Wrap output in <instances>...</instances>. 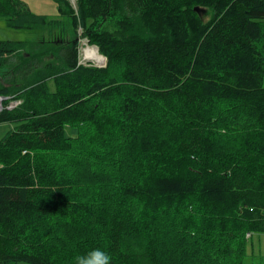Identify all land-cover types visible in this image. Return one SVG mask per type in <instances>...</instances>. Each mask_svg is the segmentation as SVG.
<instances>
[{
	"label": "trees",
	"instance_id": "1",
	"mask_svg": "<svg viewBox=\"0 0 264 264\" xmlns=\"http://www.w3.org/2000/svg\"><path fill=\"white\" fill-rule=\"evenodd\" d=\"M53 1L56 18L0 0V19L70 25L106 63H79L76 38L0 40V70L17 58L22 77L0 81L21 99L0 112V264L96 247L111 264H244L264 234V0Z\"/></svg>",
	"mask_w": 264,
	"mask_h": 264
},
{
	"label": "rangeland",
	"instance_id": "2",
	"mask_svg": "<svg viewBox=\"0 0 264 264\" xmlns=\"http://www.w3.org/2000/svg\"><path fill=\"white\" fill-rule=\"evenodd\" d=\"M22 1H24L25 4L34 13L44 14L49 18L58 17L56 4L53 0H22ZM69 2L75 7V0H69ZM201 16L203 17L204 20H206L209 18V12L206 13L205 10H202ZM79 33L80 30H78L77 34L73 33L70 25L67 26L66 34L64 36L60 34L59 30H55L54 32H49L46 30L28 31L23 29H14L8 27L5 24V21L3 19H0V40L17 41V40L29 39L31 40L30 44H35V42H37L38 44H45V42H48V44L56 43L59 45L60 43L71 42L76 38L78 41L79 63L83 62L91 65L102 66L105 62L104 56H103V60L99 62H95L94 60L86 58L83 52L85 48H87L88 46H94L98 49V51L99 48L95 44L89 43L86 38L85 39L80 38ZM39 41H44V42H39ZM50 59L51 58H49V60ZM10 62L12 63L11 66L9 65L0 70V81L4 84H9L12 83L13 81L16 82L18 80L22 81L21 75L14 68L19 63L17 62V58H12ZM3 134H4L3 131H0V137ZM247 252L248 253L244 264H264V234H252L250 239H248Z\"/></svg>",
	"mask_w": 264,
	"mask_h": 264
},
{
	"label": "clouds",
	"instance_id": "3",
	"mask_svg": "<svg viewBox=\"0 0 264 264\" xmlns=\"http://www.w3.org/2000/svg\"><path fill=\"white\" fill-rule=\"evenodd\" d=\"M74 264H111V256L103 248L96 247L84 255H77Z\"/></svg>",
	"mask_w": 264,
	"mask_h": 264
},
{
	"label": "built area",
	"instance_id": "4",
	"mask_svg": "<svg viewBox=\"0 0 264 264\" xmlns=\"http://www.w3.org/2000/svg\"><path fill=\"white\" fill-rule=\"evenodd\" d=\"M88 59V58H87ZM81 62V61H80ZM83 63V62H81ZM85 64V63H83ZM105 65V62L102 66ZM21 104V99L16 95H2L0 94V112L2 110H13ZM250 236V233L246 234Z\"/></svg>",
	"mask_w": 264,
	"mask_h": 264
},
{
	"label": "bare ground",
	"instance_id": "5",
	"mask_svg": "<svg viewBox=\"0 0 264 264\" xmlns=\"http://www.w3.org/2000/svg\"><path fill=\"white\" fill-rule=\"evenodd\" d=\"M83 52L86 58L94 60L95 62H99L103 60V56L100 55L98 49L94 46H88L87 48L83 50Z\"/></svg>",
	"mask_w": 264,
	"mask_h": 264
},
{
	"label": "crops",
	"instance_id": "6",
	"mask_svg": "<svg viewBox=\"0 0 264 264\" xmlns=\"http://www.w3.org/2000/svg\"><path fill=\"white\" fill-rule=\"evenodd\" d=\"M3 125H0V127H2Z\"/></svg>",
	"mask_w": 264,
	"mask_h": 264
},
{
	"label": "water",
	"instance_id": "7",
	"mask_svg": "<svg viewBox=\"0 0 264 264\" xmlns=\"http://www.w3.org/2000/svg\"><path fill=\"white\" fill-rule=\"evenodd\" d=\"M196 10H198V9L196 8Z\"/></svg>",
	"mask_w": 264,
	"mask_h": 264
}]
</instances>
